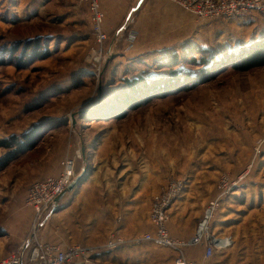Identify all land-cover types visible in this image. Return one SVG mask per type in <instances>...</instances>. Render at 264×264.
I'll return each instance as SVG.
<instances>
[{
  "label": "rangeland",
  "instance_id": "rangeland-1",
  "mask_svg": "<svg viewBox=\"0 0 264 264\" xmlns=\"http://www.w3.org/2000/svg\"><path fill=\"white\" fill-rule=\"evenodd\" d=\"M165 3L166 19L153 10L141 20L139 9L125 16L121 31L103 28L117 41L112 52H104V65L91 62L93 67L87 60L94 38L86 6L53 0L36 17L35 0H0V142L16 138L22 144L14 156L0 148V163L10 160L0 168V225L19 217V246L9 244V254L33 233L36 213L22 203L27 189L59 176L62 163L71 159V184L78 182L55 205L70 196L76 230L104 223L108 239L125 222L132 237L154 233V204L178 180H185L186 187L196 181L214 188L199 227L220 193V180L246 174L240 199L230 209H219L213 227L227 234L228 228H237L233 236L245 241L250 254L262 253L264 264V66L239 72L230 63L222 65L225 55L264 42V14L200 19L173 0ZM132 31L138 37L126 52ZM185 51L206 62L189 65L194 70L185 68L186 74L181 69L178 84L177 79L171 83V67L161 65ZM139 74L161 75L169 88L158 84L145 98L130 99L121 77ZM17 196L19 209L13 211L9 203ZM50 215L42 224L44 241ZM103 217L110 219L103 222ZM170 220L171 213L167 224ZM255 243L262 249L255 250ZM146 244L151 243L133 247L147 249ZM151 245L153 254L157 248L171 251ZM186 256L193 260L188 251ZM89 264L124 263L96 258Z\"/></svg>",
  "mask_w": 264,
  "mask_h": 264
},
{
  "label": "built area",
  "instance_id": "built-area-1",
  "mask_svg": "<svg viewBox=\"0 0 264 264\" xmlns=\"http://www.w3.org/2000/svg\"><path fill=\"white\" fill-rule=\"evenodd\" d=\"M77 1L86 6L88 10L94 38L87 60L91 65L94 64L91 62L99 63V61L101 65H104L107 59L103 58L104 52H112L117 40L113 36L111 41L110 35L103 30L105 13L101 7V0ZM173 1L200 19H232L254 12L264 14V0ZM128 37L129 46L126 52L132 51L138 34L132 31ZM93 67H97V65ZM62 168L59 176L38 181L27 189L24 205L36 213L33 233L16 251L6 258L0 259V264H89L93 256L105 252H114L126 246H137L144 242L173 251L175 264H210L215 252L223 247L222 240L216 236L213 230V222L217 212L221 209L224 199H227L226 196L232 195L238 190L246 177L245 174L232 181L226 177L220 180L218 197L210 202L195 235L189 239L175 238L168 231L169 210L186 190L185 180H178L172 181L154 204L151 214V224L155 228L154 233L125 239L119 235L118 229H115L105 244L97 247H86L55 244L40 238L42 224L52 212L56 199L68 189L72 182V176L75 172L74 161L66 159L62 163ZM195 246L203 247L204 253L201 261L189 260L186 256L187 249Z\"/></svg>",
  "mask_w": 264,
  "mask_h": 264
},
{
  "label": "crops",
  "instance_id": "crops-1",
  "mask_svg": "<svg viewBox=\"0 0 264 264\" xmlns=\"http://www.w3.org/2000/svg\"><path fill=\"white\" fill-rule=\"evenodd\" d=\"M164 1L166 2V0H101V7L105 13L103 28L105 31L108 29L111 33L121 31L119 29L120 23L125 19L126 15L133 14L137 10V7L140 8L138 14L140 13L139 15H142L143 13L141 20H145L149 15L148 13L153 10H158L157 12L163 14L166 19V5L168 4ZM52 2L53 0H35L36 5H33L32 8L33 13L36 14V17L40 16L43 9ZM150 20L153 21V18H150ZM145 53L146 51L142 52L141 55H144ZM188 184L185 192L173 205L170 211L171 220L168 224V229L171 235L180 239H189L195 235L203 207L206 206L208 200L212 198L214 192V188L212 189L209 185H197L196 181H193L191 186H188ZM197 191L199 195L197 194ZM241 194L242 189L237 190L236 194L233 195L234 198L229 197L228 199H225L221 209H230L234 207L236 204L235 199L239 198ZM24 198L25 194L22 198L23 205ZM6 200L12 201V199ZM71 201L72 198L66 196L59 205H55L53 213H51L44 228V239H46V241L60 242L63 245L80 244L92 247L105 244L108 240V235L107 230H104V223L102 225L98 224L97 226L91 223L87 227L80 228L79 231L76 230L77 228H75L74 220L72 218V213L74 212V209H76L75 202ZM9 204L10 207L8 208L13 209V211L19 209V196ZM9 204H7V206ZM68 218L72 219L71 222L66 221ZM105 219L109 220L110 218L103 217V222ZM14 221L15 222L7 221V223L0 225V259L6 258L10 255L9 251L6 250L9 244H19V217L15 215ZM126 224L127 222H125L124 227L119 225V235L132 237L129 233H132L133 231L130 230L129 224L127 226ZM220 227L221 226L215 225L213 227L214 233L218 235L221 240L228 238L227 235H230L232 245L217 250L210 261V264H261L263 262L262 253L255 252L253 255L250 254L249 252L252 250L245 248V241L239 237L233 236V233L231 232H234L233 230L237 228H228L227 231L231 232L227 234L226 230L220 233L221 230L218 229ZM149 230L154 231L153 227ZM146 246L147 249L133 246L123 247L121 250L117 251L118 253L115 252L117 254L114 255V260L118 261L120 259L124 264H175L174 255L171 251L157 248L158 254H153L149 248L151 247L154 249L156 247L151 244H146ZM256 249L261 250L262 245L255 243V250ZM202 254L203 253L196 250H192L191 252H188V257L190 259H194L195 257L198 258L197 260L201 261Z\"/></svg>",
  "mask_w": 264,
  "mask_h": 264
},
{
  "label": "trees",
  "instance_id": "trees-1",
  "mask_svg": "<svg viewBox=\"0 0 264 264\" xmlns=\"http://www.w3.org/2000/svg\"><path fill=\"white\" fill-rule=\"evenodd\" d=\"M252 47L253 48L248 50V52L243 51L237 55L236 54L235 55H233V54L232 55L231 54L225 55V57H223V59H222V62H223L222 65H227L228 63H230L231 65L228 64L227 66H230L234 70L239 71V72H247V71H250V70L255 69V68L263 67L264 66V42L259 41L258 43H256ZM188 54H189L188 51H185L182 54V56H177V54H175V55H173V58L168 63L161 65V67L167 66V65L171 67V70H169L168 73L170 74L172 80L175 79L174 81H171V83L176 82V79H177V84H178V82H179L178 80H180V77L178 78L176 76V74L178 75L179 71L181 69L183 72L185 71L184 73L186 74V69H190V68H188L189 65L200 66V65L205 64V62H206L205 57H203L202 55H201V57H196L195 55L189 56ZM190 54L192 55L193 53H190ZM41 55L43 56V53ZM177 66H179V67H177ZM177 68L179 69L178 71H177ZM190 70H194V69H190ZM159 76H161V75L152 76L151 74L150 75L149 74L148 75L147 74H141V75L139 74L138 76H132L130 78L129 77L123 78V76H122L121 77L122 82L125 85L127 84L129 86V89L131 90V94L127 95V97H129V96L134 97V98H130V99H135L138 97L139 98H145L148 94L153 93L155 86H157L158 84L161 86V89L162 88H165V89L169 88V86L167 84H164V82L161 81L162 79L158 78ZM187 76L188 75H186V77ZM189 79H190V77L186 78V80H184V83L186 81H188ZM182 83H183V81H182ZM174 84H176V83H174ZM21 146H22V144L19 143V140L16 138H13L12 140L0 142V148L10 150L9 152H14L10 156H12V155L14 156V155L18 154ZM8 161H10V160H8ZM8 161L0 163V168L4 169L7 166ZM216 236L218 237V235H216ZM192 250H196L200 253H203V247H200V246H195V247H191V248L187 249L188 252H191ZM96 258H100V259L112 258V261L116 262L114 260L115 256H114L113 252H105L103 254L93 256V257H91V260H95ZM191 259H193V258H191ZM197 259L198 258L194 257L193 260H197Z\"/></svg>",
  "mask_w": 264,
  "mask_h": 264
},
{
  "label": "water",
  "instance_id": "water-1",
  "mask_svg": "<svg viewBox=\"0 0 264 264\" xmlns=\"http://www.w3.org/2000/svg\"><path fill=\"white\" fill-rule=\"evenodd\" d=\"M139 9H140V8L137 7V10H139ZM79 179H81V178H79ZM77 182H78V181H77ZM77 182L71 184V185L68 187L67 191L72 190V188H74V187L76 186ZM65 194H66V193H65ZM65 194H64V195H65ZM64 195H61V196L57 199V203H59V201L64 197ZM231 245H232V240H231V238H226V239L222 240V246H223V247H230Z\"/></svg>",
  "mask_w": 264,
  "mask_h": 264
},
{
  "label": "bare ground",
  "instance_id": "bare-ground-1",
  "mask_svg": "<svg viewBox=\"0 0 264 264\" xmlns=\"http://www.w3.org/2000/svg\"><path fill=\"white\" fill-rule=\"evenodd\" d=\"M219 238V237H218ZM220 239V238H219Z\"/></svg>",
  "mask_w": 264,
  "mask_h": 264
}]
</instances>
